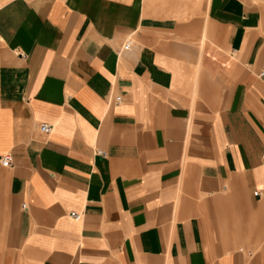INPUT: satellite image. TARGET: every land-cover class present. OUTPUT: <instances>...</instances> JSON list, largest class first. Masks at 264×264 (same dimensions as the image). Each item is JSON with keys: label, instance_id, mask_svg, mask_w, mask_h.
Wrapping results in <instances>:
<instances>
[{"label": "crops", "instance_id": "0c3cea01", "mask_svg": "<svg viewBox=\"0 0 264 264\" xmlns=\"http://www.w3.org/2000/svg\"><path fill=\"white\" fill-rule=\"evenodd\" d=\"M262 21L0 0V264H264Z\"/></svg>", "mask_w": 264, "mask_h": 264}, {"label": "built area", "instance_id": "2783aa9c", "mask_svg": "<svg viewBox=\"0 0 264 264\" xmlns=\"http://www.w3.org/2000/svg\"><path fill=\"white\" fill-rule=\"evenodd\" d=\"M131 47V42L130 40H128L126 42V44H124L123 46V49L124 50H129ZM116 102L117 103H120L122 101V97L121 96H117L115 98ZM51 125L49 124H43L42 126H40L41 130H43L44 132H49L51 130ZM98 154L102 155V156H106V152L103 151V150H98L97 151ZM11 161H12V157L10 155H6L4 157L1 158V162H2V165L7 167V166H10L11 165ZM256 195H258V192L256 191L255 192ZM24 208H26V204L23 205ZM71 217L75 218L76 220H80L82 218V214L76 212V211H73L71 212Z\"/></svg>", "mask_w": 264, "mask_h": 264}, {"label": "rangeland", "instance_id": "374dc122", "mask_svg": "<svg viewBox=\"0 0 264 264\" xmlns=\"http://www.w3.org/2000/svg\"><path fill=\"white\" fill-rule=\"evenodd\" d=\"M249 3H252V4H256L257 6H259L262 10V14H263V28H264V0H245ZM132 38H135V37H132Z\"/></svg>", "mask_w": 264, "mask_h": 264}]
</instances>
